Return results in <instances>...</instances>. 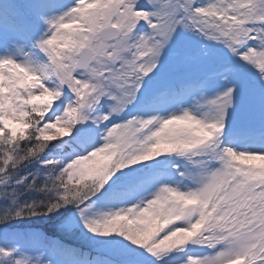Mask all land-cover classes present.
I'll list each match as a JSON object with an SVG mask.
<instances>
[{
	"label": "snow or ice",
	"instance_id": "obj_1",
	"mask_svg": "<svg viewBox=\"0 0 264 264\" xmlns=\"http://www.w3.org/2000/svg\"><path fill=\"white\" fill-rule=\"evenodd\" d=\"M0 264H264V0H0Z\"/></svg>",
	"mask_w": 264,
	"mask_h": 264
}]
</instances>
